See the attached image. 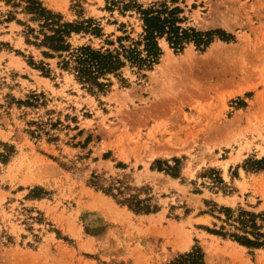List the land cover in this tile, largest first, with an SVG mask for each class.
Instances as JSON below:
<instances>
[{"label": "rangeland", "instance_id": "rangeland-1", "mask_svg": "<svg viewBox=\"0 0 264 264\" xmlns=\"http://www.w3.org/2000/svg\"><path fill=\"white\" fill-rule=\"evenodd\" d=\"M38 1L65 21L99 22L102 38L73 34L74 46L114 39V20L139 30L134 16L106 9L111 0ZM177 5L184 26L234 39L181 52L162 41L144 77L125 68V85L113 78L91 94L26 42L23 23L35 22L0 0V152L13 147L0 160V230L12 238L0 264H167L194 245L207 264H264V247L208 233L220 223L203 213L206 202L242 208L260 215L264 232V169L245 166L264 157V0ZM115 180L157 210L135 212L104 193Z\"/></svg>", "mask_w": 264, "mask_h": 264}, {"label": "trees", "instance_id": "trees-1", "mask_svg": "<svg viewBox=\"0 0 264 264\" xmlns=\"http://www.w3.org/2000/svg\"><path fill=\"white\" fill-rule=\"evenodd\" d=\"M13 8H21L22 12L30 16L36 26L24 25L26 42L38 48H43V56L57 60V67L72 75L73 79L91 94H104L112 86V79L121 84L127 82L123 70L129 68L139 76L144 77L163 55L161 42L164 41L173 52H181L192 44L197 50L204 51L215 38L232 41L234 36L223 30L200 31L195 27L184 26L186 18L182 16V8L177 5L178 0H154L146 5L136 0H111L106 9L117 11L120 16L135 17L139 30L125 22L112 21L120 34L114 39L106 36L99 47L91 43L72 45L70 38L73 34H82L93 38L104 36L99 22L93 18L75 21H65L60 13H55L42 5L38 0H1ZM128 13V14H127ZM128 26L130 27L128 29ZM91 38L89 39V42ZM39 69L44 75H49L50 69L46 64L36 65L32 60L28 62ZM36 95L26 101L32 105ZM31 99V100H30ZM41 129V128H40ZM13 153V147L5 146L0 152V160L6 161ZM177 162L178 160H174ZM245 166L251 170L264 169V157L259 160H247ZM166 169L172 176H177V170L166 164ZM101 177L92 175L90 184L97 186ZM220 181L219 176L214 181ZM104 193L117 197V202L126 204L135 212L151 213L157 206L151 204V198L139 199L135 194L126 195L128 189L121 181L110 182L106 187L100 185ZM209 209L204 214L213 216L220 225L205 228L210 234L228 238L247 248L264 247V232L258 223L259 214L242 208L232 209L217 206L213 202H206ZM12 238L4 230H0V246L12 243ZM167 264H207L205 253L198 245L189 251L180 253Z\"/></svg>", "mask_w": 264, "mask_h": 264}, {"label": "bare ground", "instance_id": "bare-ground-1", "mask_svg": "<svg viewBox=\"0 0 264 264\" xmlns=\"http://www.w3.org/2000/svg\"><path fill=\"white\" fill-rule=\"evenodd\" d=\"M171 60H173V59H171ZM171 60H170V61H171ZM174 63H176V62H174ZM169 64H170V63H169ZM178 65H179V64H178ZM169 66H170V65H169ZM171 67H173V66H171ZM178 67H179V66H178ZM178 67H177V68H178ZM173 69H174V68H173ZM175 69H176V68H175Z\"/></svg>", "mask_w": 264, "mask_h": 264}]
</instances>
